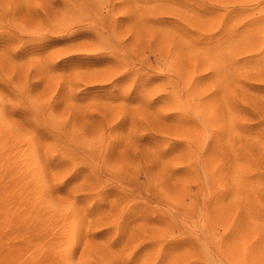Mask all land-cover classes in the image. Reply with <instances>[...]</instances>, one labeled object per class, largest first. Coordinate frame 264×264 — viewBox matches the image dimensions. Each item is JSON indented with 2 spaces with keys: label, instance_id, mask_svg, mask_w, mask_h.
Returning <instances> with one entry per match:
<instances>
[{
  "label": "rangeland",
  "instance_id": "374dc122",
  "mask_svg": "<svg viewBox=\"0 0 264 264\" xmlns=\"http://www.w3.org/2000/svg\"><path fill=\"white\" fill-rule=\"evenodd\" d=\"M0 264H264V0H0Z\"/></svg>",
  "mask_w": 264,
  "mask_h": 264
}]
</instances>
